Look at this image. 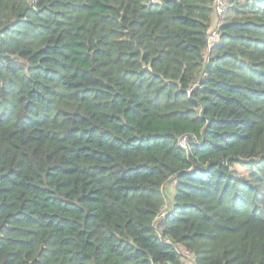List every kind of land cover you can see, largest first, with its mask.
Masks as SVG:
<instances>
[{"label": "trees", "instance_id": "trees-1", "mask_svg": "<svg viewBox=\"0 0 264 264\" xmlns=\"http://www.w3.org/2000/svg\"><path fill=\"white\" fill-rule=\"evenodd\" d=\"M212 20L0 0V264H264V0Z\"/></svg>", "mask_w": 264, "mask_h": 264}, {"label": "built area", "instance_id": "built-area-1", "mask_svg": "<svg viewBox=\"0 0 264 264\" xmlns=\"http://www.w3.org/2000/svg\"><path fill=\"white\" fill-rule=\"evenodd\" d=\"M230 5V0H212V10H213V16L214 20L211 23V27L208 30L207 38H206V52L210 50L212 45L216 42L219 36V26L221 24V21L226 13V10L228 9ZM189 93V91H188ZM187 135H181L178 138V145L186 149L187 147ZM185 254H189L188 252H184ZM190 255V254H189ZM192 264H193V259L192 256L190 255Z\"/></svg>", "mask_w": 264, "mask_h": 264}, {"label": "rangeland", "instance_id": "rangeland-1", "mask_svg": "<svg viewBox=\"0 0 264 264\" xmlns=\"http://www.w3.org/2000/svg\"><path fill=\"white\" fill-rule=\"evenodd\" d=\"M183 264H192V260L189 254L184 255V261Z\"/></svg>", "mask_w": 264, "mask_h": 264}, {"label": "crops", "instance_id": "crops-1", "mask_svg": "<svg viewBox=\"0 0 264 264\" xmlns=\"http://www.w3.org/2000/svg\"><path fill=\"white\" fill-rule=\"evenodd\" d=\"M213 20H214V16H213ZM213 20H212V21H213Z\"/></svg>", "mask_w": 264, "mask_h": 264}, {"label": "bare ground", "instance_id": "bare-ground-1", "mask_svg": "<svg viewBox=\"0 0 264 264\" xmlns=\"http://www.w3.org/2000/svg\"><path fill=\"white\" fill-rule=\"evenodd\" d=\"M188 141V140H187Z\"/></svg>", "mask_w": 264, "mask_h": 264}]
</instances>
